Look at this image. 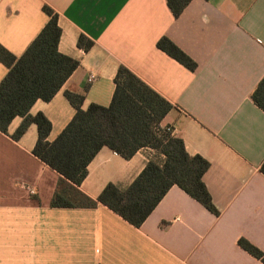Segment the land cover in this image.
Segmentation results:
<instances>
[{"label": "crops", "instance_id": "1", "mask_svg": "<svg viewBox=\"0 0 264 264\" xmlns=\"http://www.w3.org/2000/svg\"><path fill=\"white\" fill-rule=\"evenodd\" d=\"M43 5L57 13L58 51L78 60L29 110L50 121L48 141L75 113L65 92L83 94V109L107 106L122 65L172 105L160 124L208 161L202 180L219 213L176 185L139 227L100 203L52 208L59 174L32 154L35 124L10 138L17 116L0 132V264H264L238 245L244 238L264 253V111L251 99L264 76V0H190L177 17L166 0H0V45L22 54L48 19ZM161 37L195 68L160 50ZM6 71L0 62V80ZM155 157L144 147L124 159L103 146L79 188L94 199L107 183L123 189Z\"/></svg>", "mask_w": 264, "mask_h": 264}, {"label": "trees", "instance_id": "2", "mask_svg": "<svg viewBox=\"0 0 264 264\" xmlns=\"http://www.w3.org/2000/svg\"><path fill=\"white\" fill-rule=\"evenodd\" d=\"M190 0H166L177 17ZM48 16L36 37L19 56L0 45V62L7 71L0 80V132L15 117L21 122L10 135L18 140L30 124H35L37 138L32 154L59 174L50 200L52 208H94L106 206L134 227H139L173 185L217 215L211 196L202 180L208 161L186 152L180 137L161 126L172 105L120 65L113 78L114 90L109 105L90 103L82 108L83 94L70 91L65 97L75 109L71 120L52 141L47 136L51 123L42 113H29L38 99L49 101L78 66V60L62 54L57 45L61 29L57 13L42 6ZM93 45L84 34L77 46L88 50ZM156 46L193 70L195 63L169 39L161 37ZM252 101L264 111V76L251 92ZM103 146L124 159L148 147L158 156L147 161L141 172L125 188L107 183L97 198L86 195L79 186L87 175V166ZM264 172V162L261 166ZM238 245L264 263V253L244 238Z\"/></svg>", "mask_w": 264, "mask_h": 264}, {"label": "built area", "instance_id": "3", "mask_svg": "<svg viewBox=\"0 0 264 264\" xmlns=\"http://www.w3.org/2000/svg\"><path fill=\"white\" fill-rule=\"evenodd\" d=\"M94 75H90L89 76V78H88V81H91V80H93L94 79ZM166 130H169V131H171L172 132V128L171 127H169V126H166ZM29 191H30V193L32 194V193H34V191H33V189H29Z\"/></svg>", "mask_w": 264, "mask_h": 264}]
</instances>
